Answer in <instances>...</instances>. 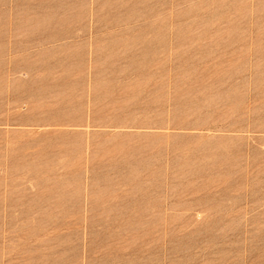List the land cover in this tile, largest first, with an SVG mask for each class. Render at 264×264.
Here are the masks:
<instances>
[{
  "label": "rangeland",
  "instance_id": "1",
  "mask_svg": "<svg viewBox=\"0 0 264 264\" xmlns=\"http://www.w3.org/2000/svg\"><path fill=\"white\" fill-rule=\"evenodd\" d=\"M0 264H264V0H0Z\"/></svg>",
  "mask_w": 264,
  "mask_h": 264
}]
</instances>
